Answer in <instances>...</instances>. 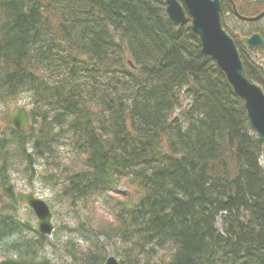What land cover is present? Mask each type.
Here are the masks:
<instances>
[{"label": "trees", "instance_id": "16d2710c", "mask_svg": "<svg viewBox=\"0 0 264 264\" xmlns=\"http://www.w3.org/2000/svg\"><path fill=\"white\" fill-rule=\"evenodd\" d=\"M231 1H220L223 28ZM238 53L264 92L260 67ZM24 98L31 124L16 131L3 116L0 131V240L17 253L1 264H50L34 263L44 236L9 239L27 229L14 165L72 209L110 195L98 231L127 244L119 264H264L262 144L189 20L174 24L163 0H0V103ZM71 231L54 233L59 264H103V241Z\"/></svg>", "mask_w": 264, "mask_h": 264}, {"label": "water", "instance_id": "95a60500", "mask_svg": "<svg viewBox=\"0 0 264 264\" xmlns=\"http://www.w3.org/2000/svg\"><path fill=\"white\" fill-rule=\"evenodd\" d=\"M167 17L174 24H183L187 16L190 19V29L197 36L201 52L211 58L223 72L232 90L243 101L250 126L256 131L258 138L264 142V95L259 87L246 78L237 47L234 40L222 28L220 21L219 0H164ZM235 12V11H234ZM264 15V10L253 17L236 14L244 21H255ZM245 47L264 46V39L258 33L242 37ZM11 124L20 129L29 125L30 118L25 107L9 103ZM19 203H25L37 218L35 225L24 221L40 234L50 236L53 230L52 214L47 204L34 197L32 193H17ZM105 264H117L113 257H108Z\"/></svg>", "mask_w": 264, "mask_h": 264}, {"label": "rangeland", "instance_id": "374dc122", "mask_svg": "<svg viewBox=\"0 0 264 264\" xmlns=\"http://www.w3.org/2000/svg\"><path fill=\"white\" fill-rule=\"evenodd\" d=\"M245 2H248L251 6L250 9H255L258 12L262 11L264 9V0H245ZM248 9V10H250ZM247 10V11H248ZM224 21H225V28H222L234 39L240 40V36L248 35L252 32H258L261 36L264 37V17L257 22H249V21H243L239 20L234 15H230L229 12H226L224 14ZM203 54V53H202ZM249 55L251 57L253 56L255 63L258 64L260 69H262V72H260V75L264 79V47L258 48L256 52L249 51ZM207 56V55H206ZM252 62V61H251ZM254 63V61H253ZM19 106L26 107L27 109H30V105L27 102V99H23L18 102ZM185 106V102L184 105ZM182 106V107H183ZM5 116L10 117V108L4 107L2 104H0V127H2V119ZM60 152V150H59ZM62 154V151H61ZM63 155V154H62ZM65 157L69 160L70 155L67 153H64ZM261 157V158H260ZM259 157V163L264 166V154ZM65 160L66 163H69L70 161ZM75 168L78 165H81L80 159L77 157L75 158V161H73ZM22 166L14 165L13 170L10 172V183L14 187V193H34L36 197L44 200L46 203L51 204V212H52V224L54 226V231L51 236L45 237L48 241H46V246L39 250L37 253L38 259L34 261V263H38L42 260L48 261L50 264H59L62 262V251L61 248L56 244L54 240V233L57 232V234H60V231L62 230V227H68L71 231V233L75 234V237L77 238H84V235L88 236L89 240L93 238V235L97 236V240L100 242L103 241L105 245V259L103 264H105V260L109 256H114L118 263H120V258L118 259L117 256L113 254L115 251L117 254L122 251L121 246H127V244L123 241H121L118 236L117 239H114V241L110 244H107V238L105 235L101 234L98 229L103 225V222H110L107 215L105 216V213H108V210L104 207H110L112 204L113 198L110 196L106 197V202L101 204L100 209L95 208L90 213L87 209L81 207L78 208H71L69 207L65 202H62V200L54 201L56 191H53L43 186L38 182V176H35V180L31 182L27 178L26 174H22L21 172ZM42 170V167L37 168V172H40ZM117 192L123 191V187L120 186L116 189ZM112 196H115L114 194ZM97 205V204H95ZM16 216L17 220H26L30 222L31 224H35L36 219L33 213L24 205V204H17L16 206ZM105 218V219H104ZM85 223L86 228H81V224ZM219 224H217V227ZM108 226H106V229ZM30 231L20 230L18 235H12L9 237V239H14L17 236L29 239V233ZM66 232V231H65ZM54 236V237H53ZM74 236V235H73ZM47 242H49L47 244ZM117 244L120 246V249L117 247ZM156 252V251H155ZM161 255L160 251L156 252V256ZM10 258H17V253L10 252L6 250V244L0 240V264L8 260ZM60 261V262H59Z\"/></svg>", "mask_w": 264, "mask_h": 264}, {"label": "bare ground", "instance_id": "6f19581e", "mask_svg": "<svg viewBox=\"0 0 264 264\" xmlns=\"http://www.w3.org/2000/svg\"><path fill=\"white\" fill-rule=\"evenodd\" d=\"M221 0H219V2H220ZM235 1H237V2H241V1H244V0H235ZM234 0H232L229 4H230V6H231V10L232 11H237V10H239L238 9V7H237V5H236V2H235ZM257 14H259V13H257ZM256 14V15H257ZM256 15H253V16H256ZM253 16H248V17H253ZM264 17V15L261 17V18H259V19H257V20H260V19H262ZM257 20H255V21H257ZM251 22H254V21H251ZM200 45V44H199ZM201 50V49H200ZM252 61V62H251ZM253 61H254V63H253ZM254 64V65H256V66H258V64L257 63H255V60H254V58H252V57H250V64ZM242 64V63H241ZM242 66H244L243 64H242ZM243 69H244V67H243ZM261 70V72H262V69H260ZM244 72H245V70H244ZM223 73V72H222ZM245 75H246V72H245ZM246 78H247V76H246ZM262 78V77H261ZM248 79V78H247ZM263 79V78H262ZM249 80V79H248ZM250 81V80H249ZM250 82H252V83H254V84H256L259 88H260V90L262 91V89H261V86L260 85H258L257 83H255V82H253V81H250ZM263 87H264V79H263ZM232 92H233V94L236 96V97H238V95L237 94H235L234 93V91L232 90ZM262 93L264 94V92L262 91ZM239 98V97H238ZM260 143L262 144V151H261V156L264 154V142H261L260 141ZM260 164V163H259Z\"/></svg>", "mask_w": 264, "mask_h": 264}, {"label": "flooded vegetation", "instance_id": "af4514ba", "mask_svg": "<svg viewBox=\"0 0 264 264\" xmlns=\"http://www.w3.org/2000/svg\"><path fill=\"white\" fill-rule=\"evenodd\" d=\"M231 12L233 13V11L231 10ZM231 15V13H229ZM234 14V13H233ZM258 21V20H257ZM257 21H254V22H257ZM253 51H257V50H252ZM264 148V147H263ZM261 158V157H260ZM261 167H262V170L264 171V166L262 164H259Z\"/></svg>", "mask_w": 264, "mask_h": 264}]
</instances>
